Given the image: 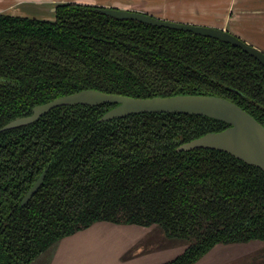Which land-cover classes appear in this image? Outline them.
<instances>
[{
	"label": "trees",
	"instance_id": "1",
	"mask_svg": "<svg viewBox=\"0 0 264 264\" xmlns=\"http://www.w3.org/2000/svg\"><path fill=\"white\" fill-rule=\"evenodd\" d=\"M83 89L215 95L264 125V65L241 48L76 2L58 5L53 21L0 13V264H29L100 221L207 237L165 264H194L218 242L264 240V171L223 151L180 153L174 145L222 131L225 122L176 113L99 122L115 106L107 103L59 107L3 130ZM219 188L237 194L211 195Z\"/></svg>",
	"mask_w": 264,
	"mask_h": 264
},
{
	"label": "water",
	"instance_id": "2",
	"mask_svg": "<svg viewBox=\"0 0 264 264\" xmlns=\"http://www.w3.org/2000/svg\"><path fill=\"white\" fill-rule=\"evenodd\" d=\"M56 11L57 6L53 8V12L55 14ZM102 12L117 19L137 20L154 26L188 31L197 35L215 38L222 42L231 44L234 47L241 48L264 65V51L223 28L167 20L145 12L126 9L102 7ZM107 103L115 104V106L102 117V121L126 117L133 114L176 113L200 115L225 122L229 125L226 129L219 132L207 133L193 140L190 144L182 147V149L191 150L196 148H208L223 151L236 157L237 159H240L248 165L255 166L264 171V125L237 103L227 98L215 95L179 94L173 96L136 98L126 95L106 93L97 89H83L79 92L64 95L35 106L32 115L18 117L12 120L3 128V130L33 124L44 115L50 113L53 109L59 107L76 105L97 106ZM46 173L47 170L43 172V174L28 191L22 202V206L27 205L40 190L44 183ZM106 223L113 225L117 224L114 222ZM82 231L84 230L62 238L29 264H52L61 242L64 239L72 237ZM161 231L162 230H160L158 226H155L154 229L152 228L151 233L145 234L134 244V246L130 248L125 258H134L136 256L142 257L155 251L159 252L169 248H174V246L182 245V243L177 239L168 237L165 230ZM216 248L217 247H214L194 264H202L206 257L208 258ZM183 253L184 251L179 255ZM179 255L157 264L168 263Z\"/></svg>",
	"mask_w": 264,
	"mask_h": 264
},
{
	"label": "crops",
	"instance_id": "3",
	"mask_svg": "<svg viewBox=\"0 0 264 264\" xmlns=\"http://www.w3.org/2000/svg\"><path fill=\"white\" fill-rule=\"evenodd\" d=\"M74 2L230 29L264 51V0H0V13L53 21L56 17L53 8ZM154 227L97 223L64 239L52 264H157L184 251L185 246L180 245L126 259L130 248Z\"/></svg>",
	"mask_w": 264,
	"mask_h": 264
},
{
	"label": "rangeland",
	"instance_id": "4",
	"mask_svg": "<svg viewBox=\"0 0 264 264\" xmlns=\"http://www.w3.org/2000/svg\"><path fill=\"white\" fill-rule=\"evenodd\" d=\"M158 228L164 231L162 227ZM202 264H264V241L252 240L221 245L206 257Z\"/></svg>",
	"mask_w": 264,
	"mask_h": 264
},
{
	"label": "flooded vegetation",
	"instance_id": "5",
	"mask_svg": "<svg viewBox=\"0 0 264 264\" xmlns=\"http://www.w3.org/2000/svg\"><path fill=\"white\" fill-rule=\"evenodd\" d=\"M110 8H116V7H110ZM117 9H121V8H117ZM140 12V11H139ZM224 29V28H223ZM226 30V29H225ZM228 31V30H227ZM229 32H231V31H229ZM232 33V32H231ZM107 113V112H106ZM105 113V114H106ZM104 114V115H105ZM103 115V116H104ZM102 116V117H103ZM128 116H130V115H128ZM102 117L98 120L99 122H110V121H112V120H115V119H118V118H115V119H111V120H107V121H102L101 119H102ZM122 118V117H121ZM27 126H29V125H27ZM22 127H25V126H22ZM22 127H19V128H22ZM14 129H18V128H14ZM210 133V132H209ZM85 136V135H84ZM83 136V137H84ZM201 137V136H200ZM199 138V137H198ZM195 139H197V138H193V139H190V140H183V141H178V142H176L174 145H176L177 147H176V151H178V152H180V153H183V152H186V153H191V152H194V151H197V150H200V149H205V150H214V149H208V148H196V149H191V150H185V149H182V147H184V146H186V145H188V144H190L193 140H195ZM74 140H76L75 138H74ZM190 159V157H188V160ZM43 174V173H42ZM230 194H237L233 189H226V191H224V189H222V188H219V189H217L216 191H215V193H213V194H211V195H214V196H218V195H230ZM24 206H26V205H24ZM23 206V207H24ZM100 222H104V221H100ZM99 222V223H100ZM105 222H109V221H105ZM96 223H98V222H96ZM95 224V223H94ZM118 224V223H117ZM125 225H139V224H125ZM92 226V225H91ZM90 226V227H91ZM139 226H143V225H139ZM151 226H160V227H162L161 225H159V224H157V223H154V224H152V225H150V226H145V227H151ZM89 228V227H88ZM88 228H86V229H88ZM163 228V227H162ZM164 229V228H163ZM85 230V229H84ZM193 234V233H192ZM188 236L189 237H172L173 239H177L179 242H181L182 243V245H184L185 246V248H184V253L187 251V250H189L192 246H195V245H203L204 246V244H203V241L204 240H206V238L207 237H204V238H202V239H199V237L198 236H196V234H193V235H190V234H188ZM204 239V240H203ZM219 239V238H218ZM221 239H219L218 241H220ZM252 240H257V239H252ZM252 240H248V241H252ZM262 240V239H261ZM248 241H246V242H248ZM262 241H264V240H262ZM232 243H238V242H232V241H229L228 243H224V242H218L214 247H216V246H218V245H227V244H232ZM183 253V254H184ZM182 255V254H181ZM180 256V255H179ZM177 258V257H176Z\"/></svg>",
	"mask_w": 264,
	"mask_h": 264
}]
</instances>
